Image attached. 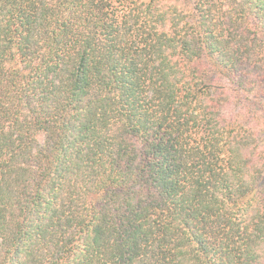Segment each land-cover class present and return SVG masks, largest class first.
Listing matches in <instances>:
<instances>
[{
  "label": "trees",
  "instance_id": "trees-1",
  "mask_svg": "<svg viewBox=\"0 0 264 264\" xmlns=\"http://www.w3.org/2000/svg\"><path fill=\"white\" fill-rule=\"evenodd\" d=\"M264 0H0V264H264Z\"/></svg>",
  "mask_w": 264,
  "mask_h": 264
},
{
  "label": "rangeland",
  "instance_id": "rangeland-1",
  "mask_svg": "<svg viewBox=\"0 0 264 264\" xmlns=\"http://www.w3.org/2000/svg\"><path fill=\"white\" fill-rule=\"evenodd\" d=\"M246 119L248 122H250L251 124L255 125L258 129L260 133L264 132V124L258 121H253V119H251V116H246ZM264 142V141H263ZM263 182H264V178H263Z\"/></svg>",
  "mask_w": 264,
  "mask_h": 264
}]
</instances>
